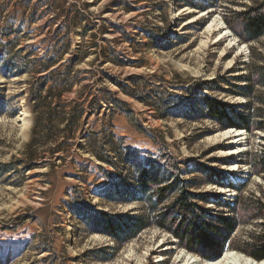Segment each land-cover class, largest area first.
Returning <instances> with one entry per match:
<instances>
[{
  "label": "rangeland",
  "instance_id": "rangeland-1",
  "mask_svg": "<svg viewBox=\"0 0 264 264\" xmlns=\"http://www.w3.org/2000/svg\"><path fill=\"white\" fill-rule=\"evenodd\" d=\"M69 1L85 13L90 27L87 34H83L82 25L69 28V23L61 24L64 17L44 27L52 17L46 15L27 22L25 31L12 33L20 51L16 58L25 62V72L11 70L9 57L0 56V255L9 264H170L179 253L188 252L206 264L207 259L180 247L178 239L159 226L147 228L119 248L111 237L88 233L81 214L92 210L145 212L139 201L114 200L116 187L137 188L135 165L125 160L136 150L142 160L157 154L178 160L185 179L198 184L193 190L212 195L207 206L227 216L232 212L218 203L235 204L239 199L242 205L264 202V174L253 172L247 162L250 154L264 152V130L251 133L244 129L246 150L226 156L222 152L237 144L212 139L226 130L213 119H189L175 108L149 106L116 85L128 83L135 74L140 78L129 85L138 96L150 87L178 106L183 98L198 92V84L202 94L241 104L244 109L249 98L241 92L252 88L255 71L264 64V37L246 42L230 23L241 29L234 12L254 1ZM7 2L0 0V32L4 33L10 31L3 30L11 17L12 9L1 6ZM42 5L39 14L46 1ZM31 11L30 6L22 9L25 16ZM214 18L225 22L233 36L246 45L244 51L237 52L226 40L213 43L218 32L208 36L206 29ZM188 20L191 22L185 24ZM58 25L59 37L69 31L61 41L64 45L69 42L70 47L64 58H73V54H86V58L75 66L82 72L74 89L60 100L45 98L47 87L39 100L43 105L33 113L26 104L29 87H38L39 77L46 74L39 71L47 51L56 44L52 35ZM119 59L122 64L113 63ZM81 90L84 97L78 94ZM251 92L262 98L264 85L255 83ZM87 95L92 96L85 98ZM94 96H98L97 102L92 101ZM260 106L257 103L251 113L259 115ZM52 109L64 120L54 117L49 130L33 115H45ZM75 110L85 114L71 117ZM69 118L73 120L68 125ZM231 163L237 167L227 171ZM200 165L224 177L217 175L211 181L210 175L198 171ZM238 174H244L243 178ZM247 217L249 221L234 232V247L226 250L243 253L241 249L262 228L263 219L250 220L249 211ZM161 254L164 262L157 261Z\"/></svg>",
  "mask_w": 264,
  "mask_h": 264
},
{
  "label": "trees",
  "instance_id": "trees-1",
  "mask_svg": "<svg viewBox=\"0 0 264 264\" xmlns=\"http://www.w3.org/2000/svg\"><path fill=\"white\" fill-rule=\"evenodd\" d=\"M33 1L9 0L6 4L1 5L3 9L10 8L12 10L11 17L3 25V30L10 29L11 32H0V56L9 57L10 69H14L18 73L25 72L27 66L25 62L16 58L20 51L16 50L19 45L16 44V37H13L12 33L17 34L25 31L24 25L38 18L50 15L52 17L42 26H53L57 20L64 17L60 22L63 25L69 23L67 25L69 28L82 25L83 34H87V31L90 29L89 25H86L87 18L85 13L80 10L76 2L69 4V0H37L36 3H33ZM45 1L46 7L42 8L41 14H39L38 10L45 5H42ZM253 1L252 5L234 12L238 21L241 22V29L230 23L232 30L239 34L243 40L250 43L264 37V0ZM234 2L235 0L225 1V3ZM28 6L32 8V11L29 15L25 16L22 9H26ZM17 22L16 28L11 29L12 25ZM60 29L58 25L52 35L56 44L47 51L45 55L47 60L40 69L41 71H39L40 73L44 71L46 74L39 77L40 83L38 87H29V96L26 104L33 113L43 105L39 103V100H41L44 89L49 88L48 95H45V98L49 96V98L57 97L61 100L66 92H71L74 89L75 84L78 83L79 74L82 72L75 70V66L86 58V54H82V56H75L73 54V58H64L70 47L69 42L64 45L61 41L68 37L69 31L67 29L59 37ZM113 63L119 65L123 63V60L119 59L118 61H113ZM255 75L257 76L255 83L264 85V64L260 68H257ZM139 78L134 74V76L129 77L128 83L113 81L127 94L134 95V97L136 95V97L149 106H162L170 111L175 108L181 111L184 117L189 119L209 118L213 119L224 129L229 127L243 128L251 133L256 130H264V94L261 95L262 98L253 97L251 91L255 83L252 84V88L241 92L249 98L248 104L244 107L245 111L241 104H233L202 94L198 90L200 89L198 84L195 86L198 92L191 93L189 97L183 98V101L178 106L174 100L161 98L160 93L155 91L154 88L149 87V89L143 90V93L147 96L143 94L142 96H138L131 89L132 86L129 85V82L136 84ZM54 91H56L55 96L53 95ZM229 92L231 91L229 90ZM78 94L84 97L83 90L79 91ZM89 96L87 95L85 98H89ZM92 101L97 102L98 96H94ZM257 103L261 105L257 109L259 110V115L251 113V110H256L255 106ZM71 114V117L77 115L78 117H82L85 111L80 110L78 112L75 110ZM33 116L38 120L39 125L45 124V127L49 130L53 129L51 122L54 117L64 120L56 109L46 112L45 115ZM256 116L258 118L255 120ZM72 120L73 118H69L68 125ZM56 148V150L59 149L58 147ZM138 155H140V152L136 150L125 159L135 165L134 176L137 188L133 189V191H128V188L116 187L115 191L118 196L114 200L120 203L139 201L145 206V212L133 215L129 211L123 213L98 210L84 211L81 214V218L88 233L97 232L111 237L120 248L139 237L142 231L156 225L174 235L178 239L180 247L201 255L205 259L213 260L221 256L226 251L227 246L229 248L234 247V232L241 223L249 221L248 217L245 218L248 216L249 211L251 212L250 220L263 219L261 222L262 228L252 235L250 242L241 250L255 260L260 261L264 259V202L259 200L257 202L253 201V204L244 203L242 205L239 199L235 204H231L230 202L218 203L221 206H226L232 212V215L227 216L223 212L207 206L211 201L212 195L207 192H196L193 190V188H198V184L185 179L178 160L162 154L145 156L142 160ZM97 157L105 161L101 155H97ZM247 162L253 172L264 174V152L258 153L257 151L250 154ZM197 169L206 176L210 175L211 181H215L213 178L217 175L224 177L223 173L214 171L206 165H200ZM221 184L224 185L222 182ZM226 185L233 186L231 183ZM240 190L242 189L240 188ZM3 262L4 258L0 255V264H3ZM4 264L9 263L4 262Z\"/></svg>",
  "mask_w": 264,
  "mask_h": 264
},
{
  "label": "bare ground",
  "instance_id": "bare-ground-1",
  "mask_svg": "<svg viewBox=\"0 0 264 264\" xmlns=\"http://www.w3.org/2000/svg\"><path fill=\"white\" fill-rule=\"evenodd\" d=\"M171 1L173 3L177 0H171ZM191 12L192 10L188 11V13ZM202 13L204 14L205 12ZM189 22H191V20L186 21L185 24H188ZM215 32L218 33L214 37L213 43H222L223 40H226L229 46L237 47V52H242L246 49V45L244 43H240L239 39L233 36L232 32L229 30L228 26H226L225 22L222 23L220 19L217 18L211 20L210 24L208 25V28L206 29V33L208 34V36L212 35ZM21 109H25V107L21 106ZM245 137H246V131L243 128L241 129L226 128V130H223L213 135L212 139L218 140V142L228 139L229 141L227 143L237 144L233 147L228 148L226 152H222V153H225L226 156L229 155L238 156L239 154H241L243 151L246 150V146L244 145L246 143L244 142ZM236 167L237 166L234 163L228 164L227 171H232V170L234 171ZM238 175H239L238 178H243L244 176V174L243 175L238 174ZM157 261L164 262L165 261L164 255L161 254L158 257ZM170 264H201V260L194 254L183 252V253H179L176 259ZM206 264H264V259H261L260 261L255 260L250 255L246 253L244 254L240 251H237L236 249H227L225 253L222 254L221 256L216 257L213 260L207 259Z\"/></svg>",
  "mask_w": 264,
  "mask_h": 264
},
{
  "label": "water",
  "instance_id": "water-1",
  "mask_svg": "<svg viewBox=\"0 0 264 264\" xmlns=\"http://www.w3.org/2000/svg\"><path fill=\"white\" fill-rule=\"evenodd\" d=\"M229 128H234V127H229ZM228 247V246H227Z\"/></svg>",
  "mask_w": 264,
  "mask_h": 264
}]
</instances>
